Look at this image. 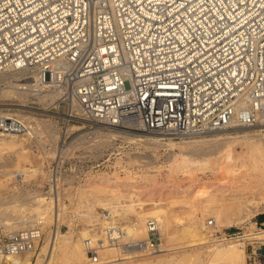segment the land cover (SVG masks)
Wrapping results in <instances>:
<instances>
[{"label": "built area", "instance_id": "2783aa9c", "mask_svg": "<svg viewBox=\"0 0 264 264\" xmlns=\"http://www.w3.org/2000/svg\"><path fill=\"white\" fill-rule=\"evenodd\" d=\"M11 67L63 89L52 104L60 145L84 118L175 139L233 126L264 130V0H0V72ZM26 129L0 112L1 131ZM57 159L49 189L66 174ZM148 227L147 239L121 243L123 255L159 248V228L153 220ZM38 232L0 224V264L9 256L5 264H30L24 253L36 249ZM245 241L248 263L264 264V239Z\"/></svg>", "mask_w": 264, "mask_h": 264}, {"label": "bare ground", "instance_id": "6f19581e", "mask_svg": "<svg viewBox=\"0 0 264 264\" xmlns=\"http://www.w3.org/2000/svg\"><path fill=\"white\" fill-rule=\"evenodd\" d=\"M28 72L29 71L24 68L17 69L12 67L6 71H1L0 77L7 79L5 80L6 85L0 87L1 97L21 99L22 97H25V95H29V91V103L36 102V98L42 104H46L45 108L50 107L52 104L57 105L61 98L63 89L57 87L48 88V84L46 83L33 84V79L27 75ZM32 73L35 75L34 71H32ZM25 84L27 85L24 86ZM36 87L40 91L33 92ZM25 99H27V97ZM29 107L31 106L29 105ZM19 119L21 120V118ZM21 121L27 126V129L16 133H19V135H28L31 131L30 129L32 128H30V124L24 122V118ZM90 123L93 124L94 122L90 121ZM40 124V129H37L39 131L34 132L40 133L41 136H39L41 138L39 139L37 137H33L35 140L37 138L40 141L39 150L50 158H52L57 151L65 150L64 148L58 146L60 137L59 134L61 132H59V129L61 126L55 127L51 125V123L44 121ZM101 125L102 128L117 129L119 131L131 130L130 132L134 134V136L136 135V137H138L136 140L145 145L165 143L170 146L177 144L179 156H177L173 150L172 160L177 158L179 163L185 161L198 162L199 160L196 159L197 157L195 155H198L199 153L209 154L212 151V147L206 143L212 139L199 138L203 135V133L190 135L189 137H181L179 138L180 140L175 141V138L172 136L162 133L126 128H113L105 124ZM35 126L37 127V125ZM72 127L73 126H69L68 131L71 130ZM94 127L95 126L92 125L90 131L80 134L79 138L88 142L91 148L107 146L112 133L102 132L98 127ZM248 127L251 126H233L212 131H237ZM208 132L210 131H207L206 133ZM90 133H94V135L92 134L93 136L89 137ZM5 135H7L6 132L0 130V144L2 145L4 151H7L10 146L16 143V141H14L10 135H8V137ZM254 136V133L244 131L242 134H237L235 136L217 138L221 141L222 145H224L222 146V149H224L222 158L224 159V163H226V166L224 167L225 171L234 172V168L232 169L230 166H232V161L236 156L229 148L231 140L233 141V139L249 141L252 143L253 152L256 154L258 153L264 159V144L259 140H252L256 139ZM131 139L135 140L133 137H131ZM24 142H27L26 138ZM30 144L32 143H27V148L30 147ZM193 154H195V157H193ZM5 157L4 152H0V165L2 162H5ZM115 159V167L121 166L124 162H122L121 156H117ZM119 163L120 165H116ZM262 163L264 165V160H262ZM117 172L118 170L115 169L110 174L109 172L99 174L98 178L95 180L91 178H87L85 180L83 184L85 186L84 188L89 186L90 192L86 195V190L84 188L81 189L79 192L80 197L78 204L84 203V205L87 206L86 211H81L80 216L88 220L89 224L92 225L93 228H83L79 231L77 238L72 236L69 231L61 232L59 227L54 229L53 233L51 232V229L48 230L51 221L55 220L56 224H60L65 215V203L63 199L60 198L63 194L62 185H58L56 190L57 206L55 207L53 206L52 192L41 191L32 197H28L29 200L34 201L35 199V203H33L32 208H28L26 216L16 214L17 212H14V207L2 211L1 214L6 216L3 219L4 224H0H2L6 229L33 227L37 228L39 231V240L36 242V249L27 250L26 253H24V261L30 264L31 262H34V259V264H81L82 262H84L83 264H162L165 261V257L171 256V252L169 251L172 249L168 242H170L173 235H171V232H166V230H170L169 226L171 225L172 220H179L181 217L180 212H177L176 215L172 216V213L167 207L169 205L181 203L180 200L184 199L185 200L182 204L190 206L189 208H191V206L193 207L197 201H199L200 205H204L205 210L210 211L211 215L213 214L214 216L211 221L212 224H215L216 222V224H229V226H232L233 224H237L239 222L243 223L249 221L250 223V225L247 226V230L250 231L244 232L241 236L238 235L228 237L226 236L227 232H225L226 234L224 236H216L218 238H211L212 236H210L209 233L210 230L205 231V229L200 227V224L196 220L188 221V224L186 223L187 225L183 224L184 226H181L177 233H179L180 239H184L185 245L191 248V251L193 252V264H249L245 248L246 241L242 240V238H251L253 240L264 239V228L262 227L257 229L256 221L251 219L254 215H256V213L261 211L264 212V196L256 199L255 194L245 195L244 193H241L227 198L219 197L217 193L206 190L202 193H199L200 191L196 193L194 192L195 194L188 196V198L174 197L175 195H170L167 197L168 199L166 202H164L162 197H160L157 198L158 202L154 201L152 206L146 207L143 205V200H138L139 202H137V199L141 198L138 197L139 192H137V188L134 184V180H132L133 178L131 174H127L126 177L121 178ZM60 176L61 178L63 177V175ZM17 191L19 190L12 192L11 190L7 191L6 195L2 197L3 201L13 198ZM213 202H216L218 205L209 206ZM97 205L104 209L99 211L96 208ZM260 205H262L261 208L259 207ZM178 211H181V209ZM125 218L128 219L125 221ZM96 220L99 221V225L94 227ZM149 220H153L155 222V225L159 228V232L162 236V242L160 243L159 248L149 253H141L140 256H136L134 259L130 258V256L123 255L120 247L121 243L125 239L133 241L147 239L148 229L150 228L148 227ZM207 221L208 224L210 223L206 218V221L203 222L202 225H205ZM209 225L211 226V224ZM108 227H115L116 232L114 234H118L115 239H111L108 236ZM43 234L46 235L43 236ZM43 239V244H41L40 241ZM91 253H97L101 260L99 262H93L91 259ZM105 254L106 256H104ZM10 258V256L7 257L4 260V264L7 263ZM180 261V258L179 260L177 259L176 262L175 259L170 260L169 264H180Z\"/></svg>", "mask_w": 264, "mask_h": 264}, {"label": "rangeland", "instance_id": "374dc122", "mask_svg": "<svg viewBox=\"0 0 264 264\" xmlns=\"http://www.w3.org/2000/svg\"><path fill=\"white\" fill-rule=\"evenodd\" d=\"M2 78L3 77H0V87L6 85L5 80L7 79L3 78V80ZM126 85L128 86L129 84L126 83ZM28 93L29 95L27 94V96L25 95V97L21 99H10L8 97H1L0 95V111L8 112L13 116L21 118V120L24 118V122L30 124V128H32L28 135L6 133L7 135L5 136L8 137V135H10L14 141H16L7 151H4L0 144V152H4L6 156L5 162H2L0 165V223L2 224H4L3 219L6 216L1 214L2 211L14 207V212H17L16 214L26 216L28 208H32L33 203H35L34 198H32L34 199L33 201L29 200L28 197H32L41 191L52 192L53 206H57V189H55L53 185H50L49 189L48 177L53 160H58L57 158L60 156H63V163L66 168V174L63 175L62 178L58 176V185H62L63 194L60 198H62L65 203V215L60 224H56L55 220L51 221L48 230L51 229L53 233V230L59 227L61 232L69 231L75 238L78 237L79 231L83 228H93L88 220L80 216L81 211H86L87 209L84 203L78 204L80 197L79 192L85 187L83 185L85 180L87 178L95 180L98 178L99 174L103 172H109L110 174L115 169L118 170L117 173L121 178L126 177L127 174H131L137 192H139L138 197L141 198L137 199V202H139L138 200H143V205L146 207L152 206L154 201L158 202L157 198L160 197L166 202L168 199L167 197L170 195L188 198V196H192L196 192L200 191L199 193H202L206 190L217 193L219 197L227 198L241 193L245 195L255 194L256 199L264 196V165L262 163L264 159L258 153L256 154L253 152L252 143L241 139L231 140L229 148L236 157L232 161V166H230V168H234V172H227L224 168L226 163H224V159L222 158L224 150L222 146L224 145L217 139L225 136H235L237 134H242L244 131H249L255 134L254 137L256 139L252 140H259L264 144V130H261L260 127H248L237 131L223 130L205 132L199 138L212 139L206 142L207 145L212 147L211 153L193 154V157L196 156V159L199 160L198 162L185 161L179 163L177 158L172 160L173 150L176 155L179 156L177 144L170 146L165 143L145 145L136 140L138 137H136V135L134 136V134L130 132L131 130L119 131L117 129L102 128L100 124H94V128L98 127L102 132L112 133L111 139L105 147L100 146L91 148L88 142L79 138L80 134L90 131L91 123L86 119H81L78 122H72L70 125L73 127L68 131L69 134H67L65 145H60L63 133L60 132L61 128L59 129L60 137L58 146L65 150L57 151L55 155L50 158L39 150V139L41 138V134L35 133L34 131H39L37 129H40V123L43 121L51 123V125L55 127H59L61 119H59L55 113L56 108L54 105L45 108L46 104H42L36 98L35 100L37 103H29L30 92L28 91ZM26 97L27 99H25ZM29 105L31 107H29ZM65 108V104L61 103L60 111H64ZM35 125H37V127ZM92 134L94 135V133H90L89 137H92ZM24 137L27 142H24ZM33 137L39 139L36 138V141ZM131 137L135 140L131 139ZM177 140L180 139H175V141ZM27 143L32 144L27 148ZM117 156H121V160L124 162L121 166L115 167L114 161ZM116 165H120V163ZM84 189L86 190L85 194L88 195L90 192L89 186H86ZM9 190H11V192L16 190L19 191H17L13 198L4 200V202L2 197H4ZM184 200H180L181 203L169 205L167 207L172 213V216L180 212L181 219L172 220L169 226L170 230H166V232H171V235H173L170 242H168L172 249L169 251L171 252V256L165 257V261L162 264H169L170 260L174 259L176 262L179 258L181 259L180 264H193V252L191 248L185 245L184 239H180L179 233H177L181 226H184L186 223L188 224V221L196 220L205 231L210 230L209 233L210 236H212L211 238L224 236L226 234L225 232L241 234L250 231L247 230V226L250 225L249 221L243 223L236 222L237 224H233L232 226H229V224H216V222L210 226L207 221L205 225H202V223L206 221V218L208 220L213 219V214L211 215L210 211L205 210L204 205H200L199 201H197L198 204L195 202L193 207L191 206V208H189L190 206L182 204ZM216 205L218 204L213 202L209 206ZM261 206L262 205L259 207L261 208ZM96 208L99 211L104 209L98 205ZM180 209L181 211H178ZM126 219L128 218H125V221ZM251 219L253 221L264 220V213L262 211L258 212ZM98 223L99 221L96 220L94 227H97L99 225ZM256 227L257 229L262 228L259 225H256ZM45 235L46 234H43V236ZM242 240L245 241V238H242ZM43 241L44 239L41 240L40 243L43 244ZM141 253L142 252H138L139 255L135 253V255H131L130 258L134 259V257L140 256ZM104 256H106V254ZM99 260H101V258ZM83 263L84 262L81 264Z\"/></svg>", "mask_w": 264, "mask_h": 264}, {"label": "trees", "instance_id": "16d2710c", "mask_svg": "<svg viewBox=\"0 0 264 264\" xmlns=\"http://www.w3.org/2000/svg\"><path fill=\"white\" fill-rule=\"evenodd\" d=\"M263 220V219H262Z\"/></svg>", "mask_w": 264, "mask_h": 264}]
</instances>
